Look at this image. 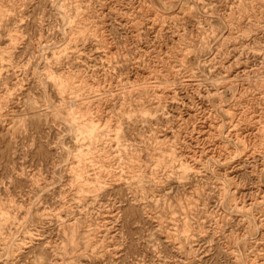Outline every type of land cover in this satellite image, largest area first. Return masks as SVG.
<instances>
[{"label":"rangeland","instance_id":"obj_1","mask_svg":"<svg viewBox=\"0 0 264 264\" xmlns=\"http://www.w3.org/2000/svg\"><path fill=\"white\" fill-rule=\"evenodd\" d=\"M0 264H264V0H0Z\"/></svg>","mask_w":264,"mask_h":264}]
</instances>
